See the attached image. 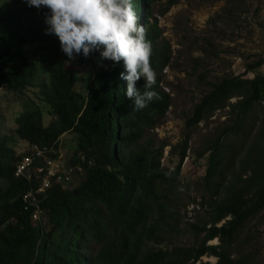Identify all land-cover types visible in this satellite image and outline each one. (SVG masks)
Segmentation results:
<instances>
[{
	"label": "trees",
	"instance_id": "16d2710c",
	"mask_svg": "<svg viewBox=\"0 0 264 264\" xmlns=\"http://www.w3.org/2000/svg\"><path fill=\"white\" fill-rule=\"evenodd\" d=\"M156 1L134 0V5L138 22L145 25L152 42L151 64L157 73L153 89L159 99L134 111L133 101L125 95L127 81L121 78L126 72L123 61L114 64L105 60V66L97 70L94 52L87 58L79 55V65L87 63L94 72L91 83L80 87L82 73L69 66L58 37L46 34L49 10L31 12L25 21L23 10H37L35 7L21 9L17 4L14 12L7 0H0V91L40 90L15 119L13 133L28 144V149L15 158L13 150L6 147L7 139L0 143V264H213L202 263L205 256L217 258L215 264H249L245 258L233 257L232 246L248 220L264 210V124L255 152L246 155L249 177L239 174L243 186L233 188L211 206L219 215L217 223L229 220L221 226H201L198 218L186 221L177 205L181 203L180 178L192 128L226 108L231 109L228 119H235L205 141L206 148L198 153L202 158L210 152V165L221 153L217 172H212V177L206 175L210 184L213 178L218 179L225 162L222 149L228 147L233 160L242 152L238 141L235 145L226 139L239 124L245 122L246 129L248 120V131L252 130L256 121L252 112L256 106H264V75L214 84L187 120L184 139L173 150L172 154L179 151L180 164L173 170L164 167L165 144L144 138L167 113L171 99L162 89L160 73L166 62L155 51L159 35L150 22ZM176 2L169 0L168 8ZM263 64L260 60L248 69L256 70ZM42 71L47 78L41 76ZM144 84L141 78L136 87L143 91ZM235 97L239 100L231 103ZM45 114L51 118L48 124ZM244 131L241 143L250 146L249 134ZM68 133L75 135L77 144L68 161H75L83 171L73 190L53 185L41 193V178L16 176L18 166L34 146L60 152L59 140ZM42 161L37 159L34 166ZM29 192L36 198L30 199L33 204L25 200ZM191 198L188 201H195ZM38 211L44 214L43 222L32 219ZM178 236H193V242L178 246L174 242ZM214 239L220 244L209 245Z\"/></svg>",
	"mask_w": 264,
	"mask_h": 264
},
{
	"label": "rangeland",
	"instance_id": "374dc122",
	"mask_svg": "<svg viewBox=\"0 0 264 264\" xmlns=\"http://www.w3.org/2000/svg\"><path fill=\"white\" fill-rule=\"evenodd\" d=\"M168 2L169 0H157L152 5L153 18L150 22L154 24L159 35L155 51L159 58L166 62L160 75L163 91L171 96L170 106L155 128L147 130L144 138H152L157 145L165 144L162 164L173 170L180 164V159L179 151L172 153L184 139L187 120L203 97L213 90V85L229 78L245 80L264 75V64L256 70L248 69L250 65L264 61V0H177L171 8H168ZM7 3L12 5L14 12L17 11V4L20 8L27 6L24 0H7ZM43 9L42 7L29 12L23 10L24 20L27 21L31 12L38 13ZM94 53L96 69L99 70L106 62L99 52ZM35 59L31 57L32 61ZM69 66L76 67L82 73L78 80L80 87L91 83L94 72L89 64L79 65L77 56L69 62ZM41 76L47 78L46 72L42 71ZM39 91L38 88H28L21 93L4 89L0 91V137L4 141L0 143L5 144L6 138V147L13 150L15 158L28 149V144L13 133L15 119L24 112L27 100L36 99V93ZM238 100L239 98L235 97L230 102L236 103ZM37 102L40 104V101ZM40 106L42 107V104ZM255 108L252 115H256V121L252 130L248 131V120L246 129L243 128L245 122L239 124V128L226 139V142L235 145L238 141L242 152L233 160L232 154L227 153L229 148L225 146L222 149L225 162L219 171L218 179L213 178L210 184L206 175L210 173L212 177V172H217L221 153L212 160L211 165L210 152L202 158H199L198 153L206 148L205 141L224 127L231 126L235 119H228L231 109L226 108L217 110L211 119L204 120L192 128L188 157L182 165L180 178L181 203L177 205V210L181 208V214L186 221L196 222L198 218L201 226L208 224L209 227L221 226L230 219L227 217L217 223L219 215L211 206L232 192L233 188L243 186L239 182V174H243V178L249 177V172L245 171L246 155L255 152V143L264 124V106ZM259 108L262 110L259 111ZM50 119L49 115L45 114L46 124ZM242 130L249 134L250 146L241 143V140H244ZM59 143L63 160L68 161L77 150L75 135L65 134ZM58 151L59 149H56L52 153ZM189 197L195 198V201H188ZM184 203L188 206L185 207ZM192 237L178 236L174 242L178 246H189L193 242ZM208 244L218 245L220 241L214 239ZM232 253L235 258H245L249 264H264V210L245 224L233 243ZM217 261V258L211 256L201 259L202 263L215 264Z\"/></svg>",
	"mask_w": 264,
	"mask_h": 264
},
{
	"label": "clouds",
	"instance_id": "9594fccd",
	"mask_svg": "<svg viewBox=\"0 0 264 264\" xmlns=\"http://www.w3.org/2000/svg\"><path fill=\"white\" fill-rule=\"evenodd\" d=\"M28 7L47 8L46 34L58 37L68 62L77 56L99 52L103 60L123 61L127 81L125 95L140 111L159 99L153 89L157 73L151 64L152 42L140 24L134 0H24ZM141 78L144 90L136 87ZM79 182V181H78ZM77 184V183H76ZM75 187V186H74ZM66 189V190H73Z\"/></svg>",
	"mask_w": 264,
	"mask_h": 264
},
{
	"label": "built area",
	"instance_id": "2783aa9c",
	"mask_svg": "<svg viewBox=\"0 0 264 264\" xmlns=\"http://www.w3.org/2000/svg\"><path fill=\"white\" fill-rule=\"evenodd\" d=\"M54 148L41 149L38 146H34L33 150L28 156H25L18 166L16 176L27 175L30 178L38 176L41 178V185L38 188V192H45L53 185H61L64 189H72L83 175L82 167L76 164L75 161L63 160V155L60 152H54ZM57 157L55 154H57ZM49 155V156H48ZM39 158H43V161L38 166H34L35 161ZM34 195L29 192L25 196V200L33 204L30 201ZM36 198L34 197L33 201ZM33 221L39 222L44 220V214L41 211L36 212L33 215Z\"/></svg>",
	"mask_w": 264,
	"mask_h": 264
}]
</instances>
